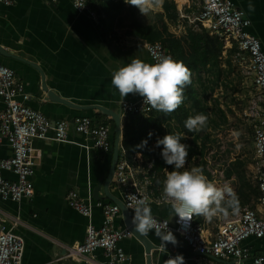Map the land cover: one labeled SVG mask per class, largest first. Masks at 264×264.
Instances as JSON below:
<instances>
[{"label": "crops", "instance_id": "0c3cea01", "mask_svg": "<svg viewBox=\"0 0 264 264\" xmlns=\"http://www.w3.org/2000/svg\"><path fill=\"white\" fill-rule=\"evenodd\" d=\"M172 1L177 12L183 8L189 14L198 13V4L196 10L190 9L189 0L181 4L177 0ZM231 1L250 20L247 29L260 40L264 51V0ZM249 4L254 5V11L249 12ZM92 8L95 15L77 12L71 0H15L10 5L0 3V45L5 51L20 57L0 54V62L14 71L16 80L31 95L29 105L52 122L71 121L76 116L84 115L93 124L108 125L112 144L109 151L94 148L89 138L75 133L71 128L66 141L49 138L31 140V145L42 151L31 175L32 196L19 202L0 199V222L24 239L22 264H86L69 258L65 245L83 241L88 224L95 227L102 224L103 213L99 203H115L105 193L108 192L111 197L121 201V187L114 178L104 190V181L112 160L114 122L109 115L93 107L99 105L120 112L122 100L111 85L113 71L134 57L152 64L145 48V44L150 42L145 38L146 26L151 25L155 31L160 32L163 20L168 32L183 39L186 38L188 29L198 33L203 30L208 35L215 36L200 24L193 26L182 21L179 12L175 20L168 19L162 6L145 16L124 0H93ZM221 41L222 55L225 58L229 56L230 62L234 61L239 65L236 45ZM185 51L188 55L187 46ZM29 62L34 63L38 69ZM202 72L210 75L204 70ZM139 98V95L129 94L123 101H136ZM61 99L72 106L61 102ZM251 102H256L254 93L248 100L247 108ZM3 107L0 97V110ZM120 119L119 147L122 146L124 123L131 117L120 113ZM135 121L130 129L132 132L141 126L140 120ZM248 121L253 127V122L249 119ZM172 123L177 124L173 120L161 122L163 128L159 135L169 134L167 129L175 127ZM155 142L156 140L152 142L154 147ZM10 154L8 144L5 141L0 142V160ZM127 158L137 171V181L150 195L152 215L172 221L174 215L171 216V205L161 199L162 183L157 184L158 180L162 182L167 173L172 171V166L163 167L152 176V163L146 162L140 153ZM4 176L10 180L15 179L10 172H4ZM96 187L99 198L93 196ZM69 190L77 191L90 204L89 217L68 205L66 194ZM255 191L258 192L257 187ZM256 200L248 201L253 204L247 207L260 209ZM242 205L240 199L239 210L244 208ZM231 213L229 211L228 215ZM225 217L220 214L208 221L202 216H194V221L212 235L218 223ZM113 227H127L121 210L114 217ZM173 235L177 243H167L165 249L161 247V240L155 231L146 235L149 243L154 246L150 250L151 264H158L170 247H174L183 256L184 264H230L209 255L192 253L178 234ZM243 245L251 247L250 258L244 264H251L252 257L264 254V237H249L243 241ZM119 246L128 256L125 264L145 263L144 245L135 236L120 240ZM93 258L100 263L105 261L100 250L93 252Z\"/></svg>", "mask_w": 264, "mask_h": 264}, {"label": "built area", "instance_id": "2783aa9c", "mask_svg": "<svg viewBox=\"0 0 264 264\" xmlns=\"http://www.w3.org/2000/svg\"><path fill=\"white\" fill-rule=\"evenodd\" d=\"M15 0H0L10 5ZM73 7L80 13L95 15L93 0H71ZM198 13L189 14L179 9L182 21L196 26L200 24L210 34L231 42L237 48V61L243 73L250 78L256 102L249 103L247 118L253 122V147L257 169L258 197L256 204L260 209L245 207L236 213L227 215L218 223L214 233L208 234L202 226L194 221L181 222L174 215L173 220L153 215L161 230L167 229L178 234L194 254L209 255L230 264H244L250 258L251 247L243 245L249 237H264V51L260 40L248 31L250 20L244 11L231 0H198ZM83 5V7H79ZM188 8V7H186ZM191 8V7H190ZM189 9V8H188ZM147 53L155 63L159 57L170 56L172 51L164 42L145 44ZM0 97L4 107L0 110V142L5 141L11 149L10 156L0 160V199L19 202L33 194L31 175L42 151L31 145V140L52 139L66 141L71 128L77 134L91 140L94 148L109 151L111 141L110 128L105 124H93L88 116H76L71 121L52 122L43 113L29 105L31 95L24 85L15 78L14 71L0 62ZM151 110L143 105V98L136 101H121L120 113L128 115H148ZM151 164L148 165V168ZM10 172L15 176L10 180L4 176ZM136 169L131 165L122 146L119 147L114 170V181L121 187V201L132 215L129 205L132 197L143 198L150 195L136 179ZM162 199V198H161ZM68 205L84 216L89 217L91 206L75 190L66 194ZM163 200V199H162ZM103 221L99 227L88 224L85 237L81 242L65 245L66 255L86 264H125L128 256L119 246V241L132 236L129 227H113L114 217L120 209L116 203L102 205ZM152 231H155L153 229ZM100 250L105 261L100 263L93 258V252ZM24 239L12 232L0 222V264H22ZM179 255L174 247L158 263ZM264 254L252 257L251 264H263Z\"/></svg>", "mask_w": 264, "mask_h": 264}, {"label": "clouds", "instance_id": "9594fccd", "mask_svg": "<svg viewBox=\"0 0 264 264\" xmlns=\"http://www.w3.org/2000/svg\"><path fill=\"white\" fill-rule=\"evenodd\" d=\"M126 4L136 7L145 16L162 6L163 0H124ZM83 7V5L79 6ZM249 12L254 11V5H248ZM191 83V72L183 62L175 61L170 56H162L155 63L149 64L141 59L132 58L113 71L111 85L123 101L129 94L143 98V105L150 110L164 113L174 112L183 102L184 88ZM208 117L204 114L190 116L184 121L188 132H200L207 125ZM152 133L148 134L151 138ZM186 139V137H185ZM180 134H167L157 138L155 147H162L160 153L164 163L172 166L162 183V199L171 205V216L175 215L181 222L192 220L193 216H202L211 221L217 215L227 216L229 211L239 210V200L233 189L227 185L217 187L210 182L199 167L185 168L189 156V145L181 143ZM147 139L142 140L137 148L147 147ZM152 149H149L151 151ZM132 208L134 214L131 224L141 235H148L155 229V234L161 240V247L165 249L167 243L175 245V236L168 229L161 230L152 215L149 197L133 196ZM165 264H184L181 255L170 257Z\"/></svg>", "mask_w": 264, "mask_h": 264}, {"label": "rangeland", "instance_id": "374dc122", "mask_svg": "<svg viewBox=\"0 0 264 264\" xmlns=\"http://www.w3.org/2000/svg\"><path fill=\"white\" fill-rule=\"evenodd\" d=\"M184 1L186 0L177 2L181 4ZM189 3L192 9L197 10L198 0H189ZM224 58L222 55V73L217 80L213 75L201 70L192 72V87L209 118L214 121L207 129L209 141L203 154L192 156L180 171L199 167L207 179L217 187L227 185L236 193L239 184L244 182L256 190L258 175L253 151V127L247 119V103L254 90L250 78L243 73L240 65L232 61L229 71ZM185 105L191 108V100L185 102ZM214 122L217 124L215 127ZM172 124L176 126L175 123ZM188 139L191 137L188 136ZM229 166L236 167L242 175L241 180H238L236 174L231 178L225 177V170ZM205 170L212 177H209ZM252 204V201L247 202L242 207Z\"/></svg>", "mask_w": 264, "mask_h": 264}, {"label": "trees", "instance_id": "16d2710c", "mask_svg": "<svg viewBox=\"0 0 264 264\" xmlns=\"http://www.w3.org/2000/svg\"><path fill=\"white\" fill-rule=\"evenodd\" d=\"M162 7L168 19H176L178 12L172 0H163ZM145 38L150 42H166L168 48L174 55V60L183 62L184 65L190 70L191 75L193 71L198 72L200 70H204L205 72L210 73V75H213L215 80H217L222 73L221 54L223 43L218 37L208 35V33L203 32V30L202 33H198L188 29L186 38L183 39L168 32L167 26L162 20V28L160 32L158 30L155 31L151 25L146 26ZM186 46L189 49L188 55H186L185 51ZM225 63L230 71L231 62L229 60V56L225 58ZM189 100H191V108L185 105V102ZM197 114H204L208 117L207 125L200 132H188V130L184 127V121L188 117L195 116ZM129 116L131 119L126 121L123 126L121 145L126 152V156L129 158H132V156L136 153H140L146 162H151L152 167L150 169V173L152 176L154 173L160 171L163 167H171L164 163L160 155L163 146L161 145L160 147H154L152 145V142L157 140V138H163V135H159L163 128L161 122L173 120L177 123L173 129L168 127L169 129L167 130L169 131V134H180L182 137L181 143L189 145V156L187 158V160H189L192 156L203 154V151L206 149V144L209 141V133L207 132V129L211 125V122L214 121L209 118L205 107L201 104V100L195 93L192 87V79L191 83L184 88V99L182 104L174 112L165 115L164 113L151 110L146 117L140 114ZM222 117L225 120V116L223 115ZM131 120H140L139 124L141 126L138 130L133 132L130 130L134 123ZM216 125L217 124L214 122L213 126L215 127ZM167 126H169V124ZM149 133H152L151 138L148 137ZM188 136L191 137L190 140L188 139ZM145 139L148 141L147 147L143 149L137 148L136 146ZM149 149L152 150L149 151ZM205 172L209 177H211L209 172L206 170ZM234 174H236L238 180L242 179V175L237 171L236 167L229 166L226 168V178H231ZM235 194L237 195L238 200L241 199L243 204L252 199H257L258 196V192L255 191L249 184L247 185L244 182L239 184Z\"/></svg>", "mask_w": 264, "mask_h": 264}, {"label": "water", "instance_id": "95a60500", "mask_svg": "<svg viewBox=\"0 0 264 264\" xmlns=\"http://www.w3.org/2000/svg\"><path fill=\"white\" fill-rule=\"evenodd\" d=\"M0 54L3 55V56L16 57V56L12 55L11 53H9V51H5L4 48L1 45H0ZM16 58H20V57H16ZM30 64L32 66L36 67V65L34 63H30ZM36 68L38 69V67H36ZM48 95L51 97L50 93ZM61 100H63L61 102L65 103L66 105L72 106L69 103H67L66 100H64V99H61ZM93 108L100 110L102 113H104L106 115H109L110 118L114 122V142H113L112 160H111V166H110L108 175H107V177H106V179L104 181V190H105V187L107 188L108 184L111 182V180L113 178L114 170H115V164H116V161H117V155H118V150H119V136H120V133H121L120 112L119 111H114V110H109V109H106L105 107L99 106V105H96ZM97 194H98V187H96L93 190V196L96 197V198H99ZM105 194H106L107 197L112 198L115 201V203L119 206V209L121 210L122 214L124 215L126 226L129 227V229L132 232V235L135 236L136 238H138L140 241H142V243L144 245V249H145V254H146L145 255V263L144 264H151L150 250L154 246L151 243H149L148 238H147L148 236L141 235V234H139L138 232L135 231L134 227L131 224V214L126 209V207L124 206L122 201L114 199L113 197H111L108 194V192L105 193Z\"/></svg>", "mask_w": 264, "mask_h": 264}]
</instances>
